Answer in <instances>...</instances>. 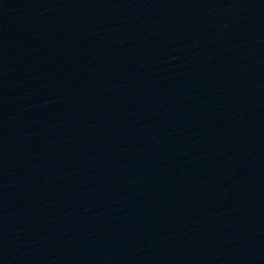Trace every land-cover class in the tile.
Wrapping results in <instances>:
<instances>
[{
  "label": "water",
  "instance_id": "1",
  "mask_svg": "<svg viewBox=\"0 0 264 264\" xmlns=\"http://www.w3.org/2000/svg\"><path fill=\"white\" fill-rule=\"evenodd\" d=\"M0 264H264V0H0Z\"/></svg>",
  "mask_w": 264,
  "mask_h": 264
}]
</instances>
